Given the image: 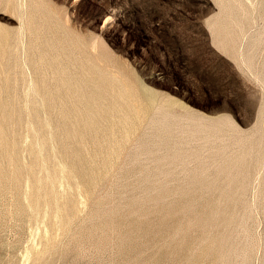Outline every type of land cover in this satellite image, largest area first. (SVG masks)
<instances>
[{"label":"rangeland","instance_id":"1","mask_svg":"<svg viewBox=\"0 0 264 264\" xmlns=\"http://www.w3.org/2000/svg\"><path fill=\"white\" fill-rule=\"evenodd\" d=\"M0 264H264V0H0Z\"/></svg>","mask_w":264,"mask_h":264}]
</instances>
